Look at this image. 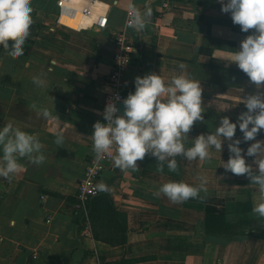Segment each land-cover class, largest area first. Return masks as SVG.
<instances>
[{
	"label": "crops",
	"instance_id": "crops-1",
	"mask_svg": "<svg viewBox=\"0 0 264 264\" xmlns=\"http://www.w3.org/2000/svg\"><path fill=\"white\" fill-rule=\"evenodd\" d=\"M96 1L97 14L108 11L106 29L59 25L57 0H32L24 55L14 56L0 43V127L12 121L37 134L46 157L39 165L20 158L24 171L10 180L0 177V264H264V239L206 230L207 212L234 219L242 203L253 208L257 202L258 188L250 178L222 167L229 158L227 141L207 161L177 156L175 172L166 164L160 172L150 153L137 161L136 171L108 165L99 179L107 189L87 205L91 229L86 232L76 209L78 185L95 156L87 139L93 124L103 120L113 38L128 10V0ZM162 2L135 0L152 15L142 32L127 29L132 59L122 92L126 97L134 91V78L151 72L167 82L184 63L183 71L203 88L204 120L188 133L194 139L213 131L223 116L235 121L246 110L240 97L257 90L229 55L254 29L242 32L218 0H169L166 11ZM192 9L195 16L187 20L184 14ZM33 76L42 83H33ZM33 103L52 115L44 118ZM57 135L64 136L60 143ZM235 137L242 138L239 128ZM256 139L264 140V130ZM252 142L240 146L246 150ZM253 160L246 157L249 164ZM200 177L207 183L197 198L177 203L155 194L168 180L199 185Z\"/></svg>",
	"mask_w": 264,
	"mask_h": 264
},
{
	"label": "clouds",
	"instance_id": "clouds-1",
	"mask_svg": "<svg viewBox=\"0 0 264 264\" xmlns=\"http://www.w3.org/2000/svg\"><path fill=\"white\" fill-rule=\"evenodd\" d=\"M221 11L230 13L232 22L240 26L242 32L254 31L241 42L238 50L231 51L230 63H234L256 86V91L240 97L245 111L232 121L223 116L214 130L190 139L188 133L197 121H203V88L198 79L181 71L167 82L159 74L151 72L134 78V91L122 100L123 114L117 115L115 101L105 105L103 121L93 124V132L87 140L92 142V151L97 160L113 152L114 166L121 169H139L137 161L150 153L158 161V170L163 172L165 164L169 171L178 168L177 156L189 161H207L211 151L221 153L227 141L229 158L222 167L235 175H246L250 183L258 188L257 202L252 212L264 218V140L256 137L264 130V0H218ZM129 18L127 24L137 32H142L149 23L152 9L148 6L141 11L135 0H128ZM32 0H0V43L14 56L24 55V46L31 35L33 25ZM188 20L195 16L192 9L186 12ZM33 83L42 80L33 76ZM120 97L117 95L116 100ZM44 118L52 113L47 107L32 104ZM56 116V115H55ZM57 121L58 117L56 116ZM237 128L242 138L235 137ZM235 137V138H234ZM64 136L57 135L60 143ZM191 140L190 146L187 141ZM248 144L246 150L240 145ZM43 145L35 133H29L12 121L0 127V177L12 179L25 170V163L39 165L46 159ZM246 157H254L253 164ZM206 178L200 177V184L193 185L183 180H168L160 185L155 193L163 194L172 202H183L199 197L206 190ZM97 190L105 191L107 185L101 181Z\"/></svg>",
	"mask_w": 264,
	"mask_h": 264
},
{
	"label": "built area",
	"instance_id": "built-area-1",
	"mask_svg": "<svg viewBox=\"0 0 264 264\" xmlns=\"http://www.w3.org/2000/svg\"><path fill=\"white\" fill-rule=\"evenodd\" d=\"M84 5L77 7L75 0H57L58 9L57 24L69 27L75 30H84L88 27L97 26L100 29L108 27V11L97 14L94 9L98 3L96 0H83ZM170 8L169 0H163L162 9L166 11ZM129 18V9L126 11V17L123 26L119 27L113 38L114 55L113 68L106 78L108 92L103 101V109L108 102L115 101L118 106L122 103L125 95L122 92V77L131 65L132 51L130 47L127 29L131 28L127 24ZM75 23L76 25H72ZM120 99L116 100V96ZM118 115V113H117ZM101 122H104L103 120ZM115 153L106 154L103 159L97 160L95 156L87 165L84 176L79 182L77 193L76 209L83 213L86 232L89 233V214L87 212L88 203L98 197L101 191L97 190L96 185L108 165L114 163L113 156Z\"/></svg>",
	"mask_w": 264,
	"mask_h": 264
},
{
	"label": "trees",
	"instance_id": "trees-1",
	"mask_svg": "<svg viewBox=\"0 0 264 264\" xmlns=\"http://www.w3.org/2000/svg\"><path fill=\"white\" fill-rule=\"evenodd\" d=\"M241 215L231 219L224 214L206 213V230L210 235H230L238 239L254 237L264 239L261 217L252 212L250 203H242Z\"/></svg>",
	"mask_w": 264,
	"mask_h": 264
},
{
	"label": "water",
	"instance_id": "water-1",
	"mask_svg": "<svg viewBox=\"0 0 264 264\" xmlns=\"http://www.w3.org/2000/svg\"><path fill=\"white\" fill-rule=\"evenodd\" d=\"M117 108H118V115L123 114V111H124L123 104L122 103H119L118 106H117Z\"/></svg>",
	"mask_w": 264,
	"mask_h": 264
},
{
	"label": "bare ground",
	"instance_id": "bare-ground-1",
	"mask_svg": "<svg viewBox=\"0 0 264 264\" xmlns=\"http://www.w3.org/2000/svg\"><path fill=\"white\" fill-rule=\"evenodd\" d=\"M71 24L74 25V26L76 25L75 23H71Z\"/></svg>",
	"mask_w": 264,
	"mask_h": 264
}]
</instances>
